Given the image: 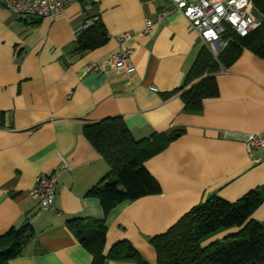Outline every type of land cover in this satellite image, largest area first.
<instances>
[{"label":"crops","instance_id":"0c3cea01","mask_svg":"<svg viewBox=\"0 0 264 264\" xmlns=\"http://www.w3.org/2000/svg\"><path fill=\"white\" fill-rule=\"evenodd\" d=\"M98 18L107 40L76 50L74 31ZM151 30L143 33L145 20ZM128 38L119 41V34ZM203 43L170 0H72L41 18L0 6V234L27 225L30 236L8 264H90L91 253L67 220L102 216L87 195L109 171L83 124L121 116L135 139L174 134L144 165L160 192L113 207L104 253L130 242L156 264L149 238L212 195L233 201L264 182V148L247 151V134H264V59L243 48L215 73L218 95L187 111L178 88ZM130 47V71L105 64ZM97 62L101 71L87 73ZM58 172L52 210L30 195L41 173ZM264 227V202L251 214ZM235 228L220 230L202 245ZM105 264H139L108 259Z\"/></svg>","mask_w":264,"mask_h":264},{"label":"trees","instance_id":"16d2710c","mask_svg":"<svg viewBox=\"0 0 264 264\" xmlns=\"http://www.w3.org/2000/svg\"><path fill=\"white\" fill-rule=\"evenodd\" d=\"M252 2L264 14V0ZM86 21H91V25L75 38L79 52L94 49L107 40L98 18L83 23ZM243 48L264 59V22L246 36L231 35L216 58L202 46L187 72L184 86L173 90L179 91L185 110L199 111L205 99L218 95L215 73L233 63ZM82 133L109 165V171L87 192L99 200L102 216L67 220V226L91 253L90 264L127 258L144 264L130 242L116 243L104 253L105 221L118 203L160 192L144 162L163 150L175 136L135 139L121 116L86 122ZM263 202L264 182L233 201L212 195L190 207L164 231L149 238L156 264H264V227L251 218ZM27 228L26 224L12 226L0 234V264H8L21 253L30 236ZM229 228L235 230L202 245L205 237Z\"/></svg>","mask_w":264,"mask_h":264},{"label":"built area","instance_id":"2783aa9c","mask_svg":"<svg viewBox=\"0 0 264 264\" xmlns=\"http://www.w3.org/2000/svg\"><path fill=\"white\" fill-rule=\"evenodd\" d=\"M72 0H0V6L18 15L41 18L59 13ZM189 22L200 41L216 58L231 35L246 36L264 22V14L253 4L252 0H170ZM91 25L86 21L74 31L75 37ZM146 28L143 33L151 30V23L145 20ZM128 38V34L117 36L119 41ZM130 47H122L113 52L105 60V64L115 70L130 71ZM97 62H88L84 71L93 73L101 71ZM247 151L252 147L264 148V134H247L244 140ZM58 172L41 173L30 195L36 197L42 210H52L55 196V186Z\"/></svg>","mask_w":264,"mask_h":264},{"label":"rangeland","instance_id":"374dc122","mask_svg":"<svg viewBox=\"0 0 264 264\" xmlns=\"http://www.w3.org/2000/svg\"><path fill=\"white\" fill-rule=\"evenodd\" d=\"M209 236H211V235H209ZM209 236L208 237H205V238H209ZM209 243V242H208Z\"/></svg>","mask_w":264,"mask_h":264}]
</instances>
